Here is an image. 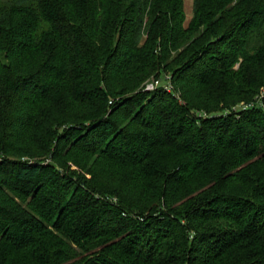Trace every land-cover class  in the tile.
I'll list each match as a JSON object with an SVG mask.
<instances>
[{
  "label": "trees",
  "instance_id": "16d2710c",
  "mask_svg": "<svg viewBox=\"0 0 264 264\" xmlns=\"http://www.w3.org/2000/svg\"><path fill=\"white\" fill-rule=\"evenodd\" d=\"M261 64L264 0H0V264H264Z\"/></svg>",
  "mask_w": 264,
  "mask_h": 264
},
{
  "label": "rangeland",
  "instance_id": "374dc122",
  "mask_svg": "<svg viewBox=\"0 0 264 264\" xmlns=\"http://www.w3.org/2000/svg\"><path fill=\"white\" fill-rule=\"evenodd\" d=\"M185 10H186V13H187V17L188 19L191 18L192 16V10H193V0H185ZM183 47L180 48V52L183 51ZM179 52V53H180ZM177 53H178V50H173V51H170V55L172 57V59H175L177 57ZM240 67V63L237 64L235 66V69H238ZM133 78H126L125 79H122L123 81H121L119 85H122L123 82L124 83H127V82H133L134 80L136 79H133ZM261 82L264 83V65L261 64ZM100 81H99V85H100ZM159 85H164V89L166 91H170L174 88V82L172 80H168V82L164 81V80H159V81H155L153 80L152 81V78L150 80H148L147 82H145L144 84L141 85V87L139 88V90H143L144 92H151V91H154L156 90V88L159 86ZM263 89L261 88V98H259L260 96H257L254 98V101H251V105L254 104L255 102H258V100L262 99L263 98ZM125 94H130L129 92H126ZM177 96L179 97L180 99V96H181V93L179 92V94H177ZM122 97V96H120ZM112 100V99H110ZM182 104H184L183 101H181ZM233 106H236L234 107V112H236L235 109L239 110L241 108H245L247 105H249L250 103H247L245 101H241V102H235V103H231ZM228 105V104H227ZM250 105V106H251ZM224 107V105H220L219 108H214L212 110H215L213 112H216L217 114H222L221 112V109ZM228 111H231V110H228ZM233 111V110H232ZM83 110H80L78 113H82ZM135 112V111H134ZM77 113V112H76ZM204 115L206 116V118H211V116L208 114H206L204 112ZM91 123H87L86 125H90ZM97 141H102L101 138ZM82 145V144H81ZM99 145L100 147H105L106 145L102 144L101 142H99ZM98 145V146H99ZM97 146V150L99 149V147ZM99 155V154H98ZM91 159V157H90ZM90 159H87V160H90ZM58 163L65 169V171L68 172V174H71L72 176H74V174H77L79 175L81 173V167H79V165H77V163L71 159V158H62L58 161ZM180 162H175L174 163V166L172 168H177V166L179 165ZM89 168L90 172L86 175V177L89 179V180H92L94 177H97L99 178V168H91L90 167H87ZM173 169V170H174ZM84 174V173H83ZM85 175V174H84ZM171 177V178H170ZM184 176L182 174H179L178 171L176 170L171 176H168V178L166 179V182L169 183L172 187L177 185L178 182H180V180L183 178ZM164 181V180H163ZM178 181V182H177ZM202 184H205L204 181L200 180V179H197L196 177L193 178V180L191 181V184L188 186V188H186V193L185 195L187 196L186 199L188 198H192L193 196L197 195L198 193L204 191L207 187L205 186H202ZM9 196L13 195L15 197V201L16 202H20L19 199L14 195V194H9ZM12 197V196H11ZM13 197V198H14ZM97 198H99V195H96ZM23 208L26 206L25 203H23Z\"/></svg>",
  "mask_w": 264,
  "mask_h": 264
}]
</instances>
